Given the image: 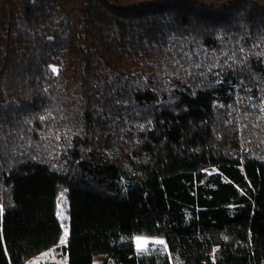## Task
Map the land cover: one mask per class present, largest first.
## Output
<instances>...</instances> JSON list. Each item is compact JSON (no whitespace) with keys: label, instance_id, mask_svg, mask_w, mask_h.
Masks as SVG:
<instances>
[{"label":"trees","instance_id":"trees-1","mask_svg":"<svg viewBox=\"0 0 264 264\" xmlns=\"http://www.w3.org/2000/svg\"><path fill=\"white\" fill-rule=\"evenodd\" d=\"M49 248L264 264V0H0V264Z\"/></svg>","mask_w":264,"mask_h":264},{"label":"rangeland","instance_id":"rangeland-1","mask_svg":"<svg viewBox=\"0 0 264 264\" xmlns=\"http://www.w3.org/2000/svg\"><path fill=\"white\" fill-rule=\"evenodd\" d=\"M58 216L61 220V226H62V233L64 242H66L69 238V223H68V214H67V203L60 199L58 202ZM65 229L67 230V236L65 237ZM139 241V242H138ZM161 241L163 243H161ZM135 244L136 249L139 253L144 252L147 250L151 245H165L164 239L159 237H152V236H136L135 237ZM56 251L54 248H49L43 252H41L38 255H35L31 257L28 260L29 264H50L51 262L57 263V264H64L66 262V259H63L61 257H57ZM67 258V257H65Z\"/></svg>","mask_w":264,"mask_h":264},{"label":"snow or ice","instance_id":"snow-or-ice-1","mask_svg":"<svg viewBox=\"0 0 264 264\" xmlns=\"http://www.w3.org/2000/svg\"><path fill=\"white\" fill-rule=\"evenodd\" d=\"M67 236V230L65 229V237ZM64 241H62V243H63ZM139 242V241H138ZM161 243H163L162 241H161Z\"/></svg>","mask_w":264,"mask_h":264}]
</instances>
